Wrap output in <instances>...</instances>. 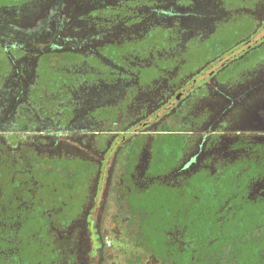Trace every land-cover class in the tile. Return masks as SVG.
<instances>
[{"label":"flooded vegetation","instance_id":"obj_1","mask_svg":"<svg viewBox=\"0 0 264 264\" xmlns=\"http://www.w3.org/2000/svg\"><path fill=\"white\" fill-rule=\"evenodd\" d=\"M261 5L247 10L244 21L252 24L251 30L239 41V47H235L244 49L242 54L248 58L246 63L237 66L235 60L241 58L224 60L222 54H217L195 71L185 72V67L178 71V67L175 68L177 71H162L149 79L133 68L134 72L128 74L117 72L120 69L117 64L109 74L102 73V69L83 71L81 67L82 70L78 71L68 68L66 72L54 73L53 89H43L40 85L44 77L38 69L45 52L72 51L76 49V38L64 35L61 27H53L48 34L50 37L44 41L0 35V47L7 54L18 49L23 56L28 50H35L39 55L37 61L27 59V56L18 61L11 60L12 64L19 65L13 72L2 74L13 78L9 77L8 87L0 92L3 153L8 152L6 154L12 157L17 155L13 163L20 159L22 177L27 171L37 175L52 174L42 172L41 165L68 164L69 171L78 170L75 186L52 174L66 186L58 184V189L71 193V209L75 210L68 219L60 221L63 222L61 227L59 220L50 214L53 220L51 240L62 258L60 264H69L68 261L72 264H100L103 248L101 215L109 199L113 174L123 161L126 148L141 144L142 153L134 168L144 178L142 171L150 169L151 158H159L158 149L150 151L152 139L171 131L168 129L172 127L170 122L175 114L178 115V129L172 131L184 143L177 164L171 168L173 170L168 168L146 176L151 180L169 177L162 188L165 192L176 188L183 195L192 184L197 185L190 181L191 177L205 174L218 178L236 163L242 167L250 161L264 165V104H260L264 99L261 93L264 57L260 54L264 33L256 38L264 27V3ZM225 11L231 13L227 8ZM41 32L37 30V36ZM35 42L38 44L36 47L32 46ZM235 48L230 51L235 52ZM102 116L105 119L102 120ZM227 132L232 134L227 136ZM190 135L197 139L192 145L186 142ZM88 166L96 169L95 180L91 194H85L87 204L81 211L78 209L84 198L81 200V192L85 191L86 185L82 179ZM35 174L30 176L32 183L37 181ZM26 180L28 183L27 177ZM193 180L199 182L198 179ZM23 189L21 187L20 191ZM263 189L264 180H254L249 186L250 197L262 194ZM39 235L43 245L45 234L42 228ZM238 237L237 240L240 239ZM226 251L230 252V247L224 248L221 254ZM212 253L216 251L208 253L207 257Z\"/></svg>","mask_w":264,"mask_h":264},{"label":"trees","instance_id":"obj_2","mask_svg":"<svg viewBox=\"0 0 264 264\" xmlns=\"http://www.w3.org/2000/svg\"><path fill=\"white\" fill-rule=\"evenodd\" d=\"M32 1L0 0V3L20 5ZM71 1L80 7L83 2L40 0L39 16L47 27V34L51 33L53 27H65L70 23L71 13L68 10L75 7L71 5ZM229 1L223 0V3L218 4L213 0L86 2L87 6L97 8L91 13L97 22L100 18L98 14L102 12L103 28H126L125 33L122 32L126 38L125 42L106 41L102 47L104 51H109L113 62L120 67L117 72L128 74L135 71L149 79L151 75L153 78L171 67V63L175 68L179 67L178 71L181 67L186 68L185 72L199 68L200 66H195L192 58L190 60L189 56L183 55L181 50L176 51L179 46L177 44L182 41L181 36L189 37V33L197 27L214 25L217 21V25H222L224 15L220 9H228ZM137 2L144 4L143 10L138 9ZM133 6L137 7L131 8ZM211 7L213 12L206 11V8ZM105 14L113 15L110 23L104 17ZM216 30H221V27L217 26ZM170 40L174 41L172 43L175 46L169 45ZM153 50H174V56H166L164 53V56L149 60L150 51ZM129 56L134 58V61L129 59ZM181 57L185 58V62L181 63ZM1 58L0 56V73H9L12 64H8L5 59L3 62ZM175 68L172 69L176 71ZM101 69L102 73L107 74L114 70L105 62L102 63ZM38 72L44 77L41 88L53 89L55 86L52 77L55 72L44 58L39 62ZM3 149L4 146L0 142V264H60L62 258L54 249L56 245L51 240L53 220L50 214L57 218L56 221L59 220L60 227L63 226L60 221L68 219L69 214L75 212L71 209V193L63 188L58 189V184L66 186L52 174L37 175L27 171L23 178L19 172L20 159L14 164L13 159L17 158V155H7L8 152L3 153ZM46 161L52 162L48 159ZM241 169L244 170L241 172ZM13 172L17 174L12 175ZM33 174L36 175V183L30 180ZM193 179H198L199 182ZM257 179L264 180V165L250 161L244 167L240 163L234 164L218 178L205 174L191 177L190 181H194L198 186L192 184L191 189L183 195L176 188L169 189L166 194L165 190L161 189L163 193L159 192V197H164L165 200H160L154 207L158 208L154 210L157 214L156 220L152 223L146 222L142 229L148 246L158 257L168 258L172 264H220L213 258L208 259L207 254L212 251L221 254L222 250L228 247L233 255L231 264H264V233L237 241V237L242 234L264 230V189L263 193L255 198L250 197L249 191V186ZM21 187L24 189L20 191ZM41 228L45 234L43 245L39 240ZM6 254L10 255L9 260L2 261L1 258ZM67 263L72 264L70 261Z\"/></svg>","mask_w":264,"mask_h":264},{"label":"rangeland","instance_id":"obj_3","mask_svg":"<svg viewBox=\"0 0 264 264\" xmlns=\"http://www.w3.org/2000/svg\"><path fill=\"white\" fill-rule=\"evenodd\" d=\"M86 1L83 0V2H81V7L77 3L71 1V5L75 7H72V9L70 7L68 10V12L71 13V18L69 19L70 23L67 24L68 26L65 25V27L59 26L63 27L62 30L64 35L69 34L73 38H76V40H74V46L76 49L72 51L49 50L45 52L46 56L43 58L55 73L66 72V69L68 68H75L78 69V71L82 69L83 71L85 69L97 71V69L101 70L103 62L108 64L112 69H116L114 68L116 64L110 57L111 55L109 51H104V48L102 47L105 45L106 41H112V43L114 41L125 42L126 38L124 33L126 28L125 26L121 28L119 27L118 29L114 27L103 28L102 12L98 14L100 15V18L97 22V19H94V17L91 15L93 10H96L97 8L87 6L88 2ZM15 2H18V0H15ZM213 2L218 4L223 3V0H220L219 2L218 0H213ZM263 3L264 0H230L227 3V6L228 11H231V13L227 14L225 11L226 8H219L220 12L224 15V19H222V25H217V21V23L214 25H209L207 27L200 26L195 28V30L189 33V37L184 35L181 36L182 41L178 44L176 43L179 45L177 46L176 51L181 50L183 53H185V56L189 55V59L191 60L192 58L196 63L195 66L203 65L208 59L213 58L217 54H222L224 60H227L226 58H241L240 60H235V62H237V66L244 62L246 63L248 58H244L242 54L244 49H242V47L238 49L235 48L239 47V41L242 40V38L251 30L250 25L252 24L249 25L244 21V15H246V12L249 10V8L253 9L255 8V5L261 7V4ZM125 4H127V2H125ZM137 4L138 9L143 10L142 6L144 4L139 2H137ZM136 7L137 6H133L131 8ZM40 10V0H33L32 2L23 3L20 5H4L0 3V35L8 34V36L10 35V37L15 39H24L27 37L26 39L33 42L42 40L44 41L48 39L50 35L47 34V27L43 22L42 17L39 16ZM206 11L213 12L214 10H212L211 7L206 8ZM184 12L188 11L184 10ZM104 17L109 23L113 20L112 14H105ZM217 26H220L221 30L215 31ZM37 30H42L41 34L39 33V36H37ZM263 33L264 27L262 30H260L259 34H257L256 38L260 37ZM105 36L106 38H104ZM109 37L110 39H108ZM103 38L104 41H102ZM189 38H192V40ZM1 40L2 38H0V41ZM172 42L174 43V41ZM172 42L170 40L169 45L175 46ZM32 46L36 47L38 44L35 42L32 44ZM232 47L235 48V52L230 51ZM183 48H185V50H183ZM164 53L166 56H174V50H153L150 51L149 60H153L157 56H164ZM260 54L261 57H264V43L262 44V50ZM0 56L2 57V61L5 59L8 64H12L11 60L18 61V59H23V57L26 56L27 59H32L35 61L39 55H37L35 50H28L23 56L21 55V51L18 49H12L9 54H7L4 49L0 47ZM41 58L42 56H40V59ZM129 59H133L132 61H134V58L131 56H129ZM146 59L148 60V58ZM183 60H185V58L181 57V63ZM125 62L127 64V61ZM18 65L19 64H12V69L9 70V72H13L14 67L16 68ZM173 65L171 64V67L163 70V73L172 72V68H175ZM6 73L8 72H4V74ZM9 77L0 73V92H2L3 88L8 87ZM10 78L11 80L13 79L12 77ZM93 79L96 80L97 77ZM262 92V95H264V87L261 89V93ZM262 103L264 104V99L261 100L260 104ZM106 115H109V113H106ZM102 117V120L105 119L104 116ZM177 118L178 115L175 114V117L170 122L172 127H170L168 130L171 131H166V133L160 134L156 138L152 139V147L150 151L152 153V151L154 152L155 149H158L159 153L157 157L160 159L157 158L153 160V158H151V164L149 167L150 169L142 171L144 178L140 177V173L138 174L134 168L135 162L137 163L139 161L138 159L142 153L141 151L143 145L138 144L134 148H132V146H128L126 148L123 161L121 162L119 168H117L116 173L113 174V182L109 199L105 203L104 210L101 215V238L103 248L100 257V264H172V261L159 260L157 256L153 254L152 250L148 246L146 235L142 229L146 222L152 223L153 220H156L157 214L154 213V210H158V208L154 207L156 206V203L160 202V200H165L164 197H159L160 195L158 193L161 192L165 181L169 179V177L164 176L155 177L151 180V178H146V176L152 172L160 173L167 171L168 168L173 170L171 168L177 164L178 157L181 154V147L184 143L179 137H177V133H173L172 131L174 129H178V125H176ZM232 132L236 133V131ZM232 132H227V136H230ZM196 135L199 134H194V136ZM194 138L195 137H193V135H190V138L188 137L186 142L192 145V142L197 140ZM97 144H95V146ZM41 166L43 168L42 172H50L67 179V181H70V183L74 184V186L76 185L75 180L78 178V170L75 172L69 171L71 168L68 164ZM95 170L96 169L94 167H89L85 171L86 173H84L85 178L82 180L85 181L86 185H84L85 191L81 192V200L83 196L84 198L82 202H80V207L78 208L81 211L83 206L87 204L86 199L88 194H91V188L93 187L95 180ZM79 177H81V175ZM164 193L166 194L167 192L164 191ZM85 194L87 195L86 198ZM262 233H264V230H257L242 234L238 238H240L239 240L241 241L246 238H250L251 236H259ZM1 253H3V251ZM218 255H220V253H212L209 254L207 258H213V260L215 259V261L220 262V264H231L233 261V255L231 252L226 251L222 255ZM9 258L10 255L6 254L1 259L2 261H4V259L8 261Z\"/></svg>","mask_w":264,"mask_h":264}]
</instances>
